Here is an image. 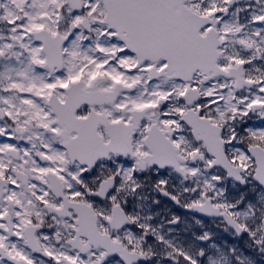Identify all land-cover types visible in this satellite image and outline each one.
Masks as SVG:
<instances>
[{"label":"snow or ice","instance_id":"1","mask_svg":"<svg viewBox=\"0 0 264 264\" xmlns=\"http://www.w3.org/2000/svg\"><path fill=\"white\" fill-rule=\"evenodd\" d=\"M0 264H264V0H0Z\"/></svg>","mask_w":264,"mask_h":264},{"label":"flooded vegetation","instance_id":"2","mask_svg":"<svg viewBox=\"0 0 264 264\" xmlns=\"http://www.w3.org/2000/svg\"><path fill=\"white\" fill-rule=\"evenodd\" d=\"M228 239H229V242H232L230 238H228Z\"/></svg>","mask_w":264,"mask_h":264}]
</instances>
